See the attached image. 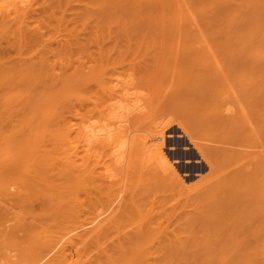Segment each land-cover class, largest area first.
<instances>
[{"label": "bare ground", "instance_id": "obj_1", "mask_svg": "<svg viewBox=\"0 0 264 264\" xmlns=\"http://www.w3.org/2000/svg\"><path fill=\"white\" fill-rule=\"evenodd\" d=\"M0 264H264V0H0Z\"/></svg>", "mask_w": 264, "mask_h": 264}, {"label": "rangeland", "instance_id": "obj_2", "mask_svg": "<svg viewBox=\"0 0 264 264\" xmlns=\"http://www.w3.org/2000/svg\"><path fill=\"white\" fill-rule=\"evenodd\" d=\"M175 130V132L173 133V137L174 138H176V139H178V142H176V144H167V146H166V151L169 153V151L171 150H178L179 149V151H190L191 149V151H194V154H195V150L192 148V146L189 144V141H187V139L186 138H184L183 136H181L180 134H181V130H179V129H177V128H175L174 129ZM187 146L190 148H187ZM172 148V149H171ZM188 149V150H187ZM198 158V156H197V154H196V157H191L190 159H189V157L188 158H186V157H181L180 159H179V162L177 163L178 165L179 164H189V165H192L193 167H191V168H187V169H185V168H182L181 169V173H182V175L185 177V178H189V180H191V181H194V179L196 178V176H197V174H198V172H199V168H200V166H201V168H202V166L203 165H205L203 162L201 163V162H196L197 159ZM176 164V165H177ZM200 164V165H199ZM195 165H196V167H195ZM198 165V166H197ZM198 167V168H197ZM184 169V170H183ZM204 172H205V170H204Z\"/></svg>", "mask_w": 264, "mask_h": 264}]
</instances>
